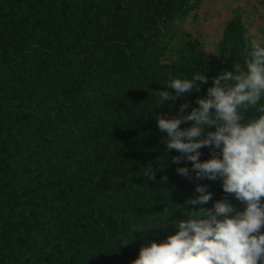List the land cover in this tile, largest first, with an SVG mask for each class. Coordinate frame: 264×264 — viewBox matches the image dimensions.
Segmentation results:
<instances>
[{
  "label": "trees",
  "instance_id": "obj_1",
  "mask_svg": "<svg viewBox=\"0 0 264 264\" xmlns=\"http://www.w3.org/2000/svg\"><path fill=\"white\" fill-rule=\"evenodd\" d=\"M202 1L0 0V264H130L185 218L177 207L195 184L212 193L202 207L225 195L219 178L177 174L153 115L195 106L243 62L239 12L212 48L183 29ZM197 69L208 77L199 92L159 106L154 90Z\"/></svg>",
  "mask_w": 264,
  "mask_h": 264
},
{
  "label": "clouds",
  "instance_id": "obj_2",
  "mask_svg": "<svg viewBox=\"0 0 264 264\" xmlns=\"http://www.w3.org/2000/svg\"><path fill=\"white\" fill-rule=\"evenodd\" d=\"M242 55L234 70L211 78L195 106L184 102L175 115L153 114L165 149L178 153L170 157L177 174L219 178L225 195L202 207L212 193L208 185L195 184L194 194L177 207L185 218L172 221L174 231L163 239L143 243L130 264H264V39L250 37ZM205 71L172 76L152 95L160 106L199 92L208 80ZM201 148H208V158L200 159ZM142 174L155 180L150 165ZM228 195L242 208H234Z\"/></svg>",
  "mask_w": 264,
  "mask_h": 264
},
{
  "label": "rangeland",
  "instance_id": "obj_3",
  "mask_svg": "<svg viewBox=\"0 0 264 264\" xmlns=\"http://www.w3.org/2000/svg\"><path fill=\"white\" fill-rule=\"evenodd\" d=\"M236 12L245 22L249 36L261 38L257 27L264 22V0H203L197 13L198 21L190 24L186 22V28L183 29L193 34L199 32L205 45L212 48L217 31L221 29L219 27Z\"/></svg>",
  "mask_w": 264,
  "mask_h": 264
}]
</instances>
